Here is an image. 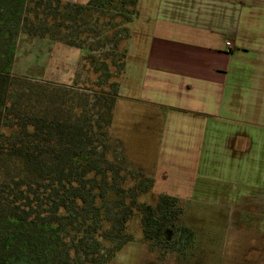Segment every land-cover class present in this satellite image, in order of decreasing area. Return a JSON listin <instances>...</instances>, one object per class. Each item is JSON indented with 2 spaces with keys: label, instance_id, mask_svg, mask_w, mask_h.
Returning <instances> with one entry per match:
<instances>
[{
  "label": "trees",
  "instance_id": "obj_1",
  "mask_svg": "<svg viewBox=\"0 0 264 264\" xmlns=\"http://www.w3.org/2000/svg\"><path fill=\"white\" fill-rule=\"evenodd\" d=\"M138 11L139 0H0V264H109L133 240L135 218L157 245L193 242L187 226L171 235L177 197L139 201L152 178L113 134L120 81L69 93L14 71L21 36L87 46L89 62L113 70L117 54L103 50L129 39L120 28Z\"/></svg>",
  "mask_w": 264,
  "mask_h": 264
},
{
  "label": "crops",
  "instance_id": "obj_2",
  "mask_svg": "<svg viewBox=\"0 0 264 264\" xmlns=\"http://www.w3.org/2000/svg\"><path fill=\"white\" fill-rule=\"evenodd\" d=\"M155 2L154 31L143 32L145 42H129L123 74V82L138 83L131 91L142 103L133 126L159 124L155 178L160 171L165 179H190L194 192L222 195L261 218L264 148L255 147L264 142L249 129L263 125L264 0Z\"/></svg>",
  "mask_w": 264,
  "mask_h": 264
},
{
  "label": "rangeland",
  "instance_id": "obj_3",
  "mask_svg": "<svg viewBox=\"0 0 264 264\" xmlns=\"http://www.w3.org/2000/svg\"><path fill=\"white\" fill-rule=\"evenodd\" d=\"M69 1L84 2L85 0ZM141 1L143 5L139 8L138 14L133 15L134 21L130 25L123 24L120 28L129 27V30H120L121 39L129 36L126 41L127 48L132 38L134 42H145L146 35H143V32L154 31L151 18L157 8L155 1L158 0ZM139 16L144 18V21H139L140 25L138 22L135 23ZM17 42L14 71L33 77L46 86L78 93L82 91L78 85L85 84L98 93H104L111 83L109 81H120V90L124 91L115 100L113 128L118 133L119 139L123 140L120 141L124 143L122 147L128 161L139 162L146 168L144 174L152 178L151 191L142 195L139 201L156 205L159 196L165 193L178 199L181 213L180 218L175 220L171 227V235L178 240L182 236L179 231L187 226L193 242L186 244L184 240L177 244L176 248H170L171 244L169 247L164 244L157 245L154 241L144 238L142 230L139 231L138 228L139 220L135 218L131 222L133 240L126 244L121 253L109 264H264V216L257 217L248 209H234L224 203L222 195L194 192L193 186L189 183L190 179L186 181L178 177L165 179L160 175V171L155 178L161 132L158 130L159 124L155 125L154 130L133 126V121L143 113V109H141V101L131 91L132 89L135 92L138 83L131 84L128 80L123 82V74L127 64L130 63L129 49L126 53L122 50L126 45L125 40H120L118 47L116 45L114 49L108 44L103 50L117 54L113 61L109 60V63L116 64L113 68L114 72L102 63V58L93 63L89 62L84 56L89 53L87 46L80 48L43 38L29 40L25 36H21ZM93 53L96 59L101 55L100 51ZM125 56L126 60L123 59ZM123 62L125 64H122ZM97 69H103L105 72H98ZM109 71L114 75L106 83L105 75ZM87 77L89 81H85ZM87 92L93 93L91 90ZM91 98L92 102L93 96ZM261 120L263 125L259 130L250 128L249 132L257 136L259 134V140L264 142V115ZM113 134L117 137L115 133ZM262 148L264 147H255L256 151Z\"/></svg>",
  "mask_w": 264,
  "mask_h": 264
},
{
  "label": "built area",
  "instance_id": "obj_4",
  "mask_svg": "<svg viewBox=\"0 0 264 264\" xmlns=\"http://www.w3.org/2000/svg\"><path fill=\"white\" fill-rule=\"evenodd\" d=\"M227 45H228L229 47L233 48V43H232V41H227Z\"/></svg>",
  "mask_w": 264,
  "mask_h": 264
}]
</instances>
